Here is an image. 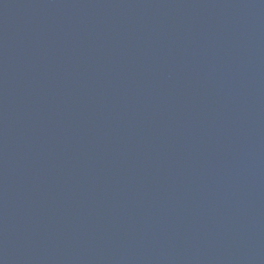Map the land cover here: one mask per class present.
Listing matches in <instances>:
<instances>
[{"label":"water","instance_id":"water-1","mask_svg":"<svg viewBox=\"0 0 264 264\" xmlns=\"http://www.w3.org/2000/svg\"><path fill=\"white\" fill-rule=\"evenodd\" d=\"M0 264H264V0H0Z\"/></svg>","mask_w":264,"mask_h":264}]
</instances>
